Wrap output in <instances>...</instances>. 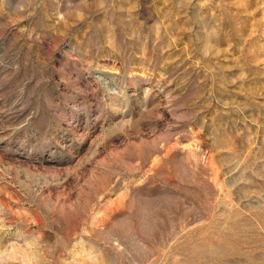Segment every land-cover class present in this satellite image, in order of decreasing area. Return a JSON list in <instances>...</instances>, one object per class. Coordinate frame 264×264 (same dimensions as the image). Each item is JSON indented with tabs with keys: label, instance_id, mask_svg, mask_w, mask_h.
I'll return each mask as SVG.
<instances>
[{
	"label": "rangeland",
	"instance_id": "rangeland-1",
	"mask_svg": "<svg viewBox=\"0 0 264 264\" xmlns=\"http://www.w3.org/2000/svg\"><path fill=\"white\" fill-rule=\"evenodd\" d=\"M0 264H264V0H0Z\"/></svg>",
	"mask_w": 264,
	"mask_h": 264
}]
</instances>
